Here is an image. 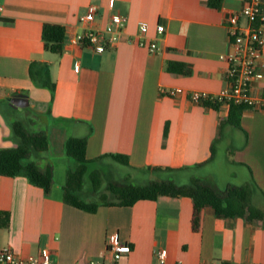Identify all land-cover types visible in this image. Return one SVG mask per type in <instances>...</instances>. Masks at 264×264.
Wrapping results in <instances>:
<instances>
[{
	"label": "crops",
	"instance_id": "0c3cea01",
	"mask_svg": "<svg viewBox=\"0 0 264 264\" xmlns=\"http://www.w3.org/2000/svg\"><path fill=\"white\" fill-rule=\"evenodd\" d=\"M244 2L0 0V148L16 145L13 122H29L49 140L48 151L35 164L41 169L52 165L54 176L48 193L24 176H0V217L8 215V225L0 226V250L9 247L27 256L46 247L55 264H89L105 256L108 235L117 234L131 252L115 264H158L160 249L166 251L165 264H264V224L259 221L218 217L206 208L194 231L189 197L102 205L90 213L65 203L62 188L65 141L78 137L86 139L90 161L127 156L130 179L134 174L143 181L154 179L147 169L155 167L172 169L169 178L175 181L199 177L220 190L254 184L253 202L264 210V110L242 108L235 112L236 126L229 122L230 106L196 104L187 94H216L227 87V20ZM90 4L98 7L95 31H104L116 12L127 17L118 42L102 53L68 41L82 31L79 19ZM139 22L148 26L144 37ZM44 24L64 27L60 54L45 50ZM159 25L162 33L157 32ZM150 43L157 51L149 50ZM32 62L47 65L53 92L31 79ZM39 67L35 70L40 72ZM256 72L252 94L264 99V47ZM160 88H182L184 93L169 97ZM20 94L27 102L12 106ZM217 154L220 167L226 168L223 181L204 171ZM107 160L113 159L105 157L98 166Z\"/></svg>",
	"mask_w": 264,
	"mask_h": 264
},
{
	"label": "trees",
	"instance_id": "16d2710c",
	"mask_svg": "<svg viewBox=\"0 0 264 264\" xmlns=\"http://www.w3.org/2000/svg\"><path fill=\"white\" fill-rule=\"evenodd\" d=\"M213 1V0H212ZM42 41L45 50L60 54L65 42V29L61 25L44 24ZM40 66V72L35 69ZM174 64L169 69L174 71ZM186 72V70H182ZM30 77L37 86L54 91L55 84L51 80L45 63L32 62ZM206 106L218 108L219 104ZM242 106L230 105L229 122L239 125V117L235 112ZM12 136L16 145L0 148V176H24L29 183L40 187L45 193L50 191L54 182L53 167L48 164L41 169L35 164L49 147L47 134L43 130H35L29 122L17 120L11 124ZM66 156L72 161L68 165L66 179L63 184V200L70 206L94 213L99 206H132L139 200H156L159 197H189L193 202L192 228L199 230L201 213L209 208L218 217L244 218L248 222L259 221L264 224V210L253 202L254 184L241 186L229 185L220 190L211 182L192 177L187 183H178L170 179L172 169L149 168L154 179L133 183L129 176L122 181L109 179L98 166L99 160L110 157L124 166L129 165L124 155H104L94 161L86 158V139L70 137L65 141ZM165 174V175H164ZM5 217V218H4ZM8 225V215L0 217V226Z\"/></svg>",
	"mask_w": 264,
	"mask_h": 264
},
{
	"label": "built area",
	"instance_id": "2783aa9c",
	"mask_svg": "<svg viewBox=\"0 0 264 264\" xmlns=\"http://www.w3.org/2000/svg\"><path fill=\"white\" fill-rule=\"evenodd\" d=\"M0 4V11H1ZM98 7L90 4L86 12L80 17L79 23L82 31L71 37L68 41L83 47H90L96 53H102L110 45L119 40L120 32L127 24V17L116 12L111 15L104 31H95L92 24L95 20ZM240 19H244V24ZM139 34L144 37L148 32L145 22L138 24ZM164 27L159 25L157 32L162 33ZM107 34L104 36V34ZM227 33L230 45L224 58L228 63L226 79L228 85L220 92L213 94L204 91H190L189 100L200 105H239L244 108L264 110V99H259L252 94V82L257 76L256 61L264 47V0H245L240 11L232 14L227 20ZM144 45V43H139ZM151 52L157 51V45L150 43ZM78 67V65H77ZM160 93L165 96L175 97L184 93L182 88H160ZM131 252L129 243L120 242L117 234H110L106 239L105 256L102 259H93L89 264H115L122 256ZM158 264H165L166 251L160 249L156 252ZM0 264H55L52 252L42 247L38 255L23 256L7 247L0 250ZM208 264H229L212 262Z\"/></svg>",
	"mask_w": 264,
	"mask_h": 264
},
{
	"label": "rangeland",
	"instance_id": "374dc122",
	"mask_svg": "<svg viewBox=\"0 0 264 264\" xmlns=\"http://www.w3.org/2000/svg\"><path fill=\"white\" fill-rule=\"evenodd\" d=\"M220 157L221 155L217 154V160L214 162V164L212 163L208 165L206 168H204V171L206 172L211 171L213 173H216L218 178L223 181L227 179V173H226V168L220 167V165L222 164ZM71 161L72 160L66 156L67 168H68V165L71 164ZM100 169L109 179L117 181V182L122 181L125 178V176H127V174L129 173L128 172L129 170L124 165L117 163L113 160H107L106 162L101 163ZM134 175L136 176L130 179L133 183H136V184L141 183V182L143 183V179L139 174H134ZM185 178L186 176H183L181 177V179L179 178L176 180L177 182L182 183V182H186Z\"/></svg>",
	"mask_w": 264,
	"mask_h": 264
},
{
	"label": "water",
	"instance_id": "95a60500",
	"mask_svg": "<svg viewBox=\"0 0 264 264\" xmlns=\"http://www.w3.org/2000/svg\"><path fill=\"white\" fill-rule=\"evenodd\" d=\"M18 99L20 100L21 99V101H18ZM18 99H13L12 101H11V105L12 106H14V107H22V106H24L23 105V100H27L26 99V96L25 95H23V94H20V95H18ZM27 102V101H26ZM28 103H26L25 105H27Z\"/></svg>",
	"mask_w": 264,
	"mask_h": 264
}]
</instances>
